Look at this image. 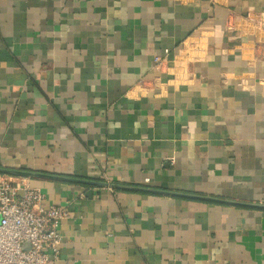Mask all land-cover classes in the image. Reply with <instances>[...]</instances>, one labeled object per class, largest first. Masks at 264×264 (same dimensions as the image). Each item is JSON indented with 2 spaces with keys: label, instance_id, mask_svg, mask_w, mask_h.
<instances>
[{
  "label": "crops",
  "instance_id": "crops-1",
  "mask_svg": "<svg viewBox=\"0 0 264 264\" xmlns=\"http://www.w3.org/2000/svg\"><path fill=\"white\" fill-rule=\"evenodd\" d=\"M0 168L264 205V0H0ZM26 178L53 264H264V207Z\"/></svg>",
  "mask_w": 264,
  "mask_h": 264
},
{
  "label": "built area",
  "instance_id": "built-area-1",
  "mask_svg": "<svg viewBox=\"0 0 264 264\" xmlns=\"http://www.w3.org/2000/svg\"><path fill=\"white\" fill-rule=\"evenodd\" d=\"M69 217L26 177L0 173V264H53L62 240L58 227Z\"/></svg>",
  "mask_w": 264,
  "mask_h": 264
},
{
  "label": "water",
  "instance_id": "water-1",
  "mask_svg": "<svg viewBox=\"0 0 264 264\" xmlns=\"http://www.w3.org/2000/svg\"><path fill=\"white\" fill-rule=\"evenodd\" d=\"M0 173L8 174V175H14V176H23V177L58 178V179L71 180V181H75V182L87 183L90 185H97V186H102V187L139 190V191L155 192V193L172 195V196H179V197L203 199V200H208V201H217V202H223V203H228V204H236V205H242L243 204V205H251V206H256V207H264V205H262V204L245 203V202L223 199V198H218V197L209 196V195H199V194H194V193L170 191V190L156 189V188L143 187V186L120 185V184H112V183L101 182V181H88V180H83V179L66 178V177H59V176H54V175H47V174L33 172V171H22V170H16V169L0 168ZM92 192H93V190L89 189L86 192V196L91 197Z\"/></svg>",
  "mask_w": 264,
  "mask_h": 264
}]
</instances>
